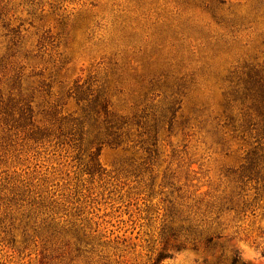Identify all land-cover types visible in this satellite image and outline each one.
I'll list each match as a JSON object with an SVG mask.
<instances>
[{"label":"rangeland","instance_id":"374dc122","mask_svg":"<svg viewBox=\"0 0 264 264\" xmlns=\"http://www.w3.org/2000/svg\"><path fill=\"white\" fill-rule=\"evenodd\" d=\"M0 264H264V0H0Z\"/></svg>","mask_w":264,"mask_h":264}]
</instances>
